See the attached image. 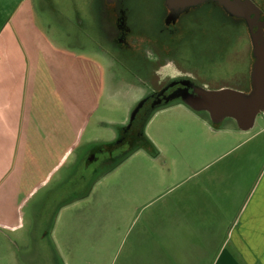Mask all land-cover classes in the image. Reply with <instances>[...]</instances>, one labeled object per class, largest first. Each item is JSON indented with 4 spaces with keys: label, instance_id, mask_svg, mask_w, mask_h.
I'll return each instance as SVG.
<instances>
[{
    "label": "rangeland",
    "instance_id": "374dc122",
    "mask_svg": "<svg viewBox=\"0 0 264 264\" xmlns=\"http://www.w3.org/2000/svg\"><path fill=\"white\" fill-rule=\"evenodd\" d=\"M100 1L0 0V21H6L3 28L8 27L0 43L5 48L4 52L0 48L2 74L9 75L10 71L12 73L28 59L32 61L33 70L27 76H33L31 79L34 81L40 79L42 86L51 88L52 92L58 87L62 88L55 80L59 70L63 74L71 70L74 75L65 86L76 81V69L80 79H87L84 73L90 72L88 63L77 60L82 56L88 58L86 54L98 57L108 66V74L105 78L103 71L101 81L100 74L92 70V80L90 78V82H87L89 89L84 92L86 95L89 91L91 95L81 97L88 102L95 95L96 107L91 116L83 120L79 130L80 141L63 152L64 158L50 153L52 147L44 146L42 150H37L35 141L30 147L26 137L17 143V149L11 147V158L6 156L9 145L2 143L6 140V132L13 127L10 125L13 114L6 110L3 116L6 122L0 123V221L7 220L12 224L14 221H24L25 227L6 229L0 225V264H166L146 259L153 258L146 256L152 248H147L143 242L146 222L161 201H166V194L150 201L164 194L168 187L186 179L189 171H184L183 167L194 168L202 158L213 157L210 153L201 155L203 150L214 144L210 146L211 138L199 139L207 128L197 116L181 105L164 109L146 127V133L160 150V155L155 157L144 149L137 150L114 170L99 178L95 183V192L66 208L68 201H77L80 195L88 192L92 178H95L93 172L98 168L95 161H86L90 148L94 143L115 138V126L124 122L125 101L130 92L118 81L122 75H126L122 65L111 67L110 53L102 47L105 44H100L102 41L99 40L96 26V10L101 5ZM211 10L203 27H195L193 36L196 40L193 43L185 40L182 55L179 54L176 60L197 83L206 88L232 87L249 91L254 59L246 24L238 25L237 31L219 5ZM15 12L12 21L10 17ZM11 44L14 45L13 51ZM8 57L20 61L17 68L12 64L13 60L9 67L3 61ZM114 57L112 55V60ZM25 70L23 65L19 75L23 77ZM101 84L114 88L115 99H106L103 91L100 94ZM64 90H59L61 100L51 104L55 106L51 117L38 113L28 115L30 134L37 135V125L43 122L44 125L50 124L51 121L55 125L57 119L63 120L59 123L69 128L80 124L81 118L73 120L75 116L70 115L72 105L70 100L63 98ZM41 94L42 91L35 99L34 107L46 106ZM22 100L18 99L17 105L22 106ZM65 112L68 114L62 116ZM202 116L206 117L205 114ZM226 121L234 122L232 118ZM263 127L264 114H260L252 131ZM54 129L57 133L63 131L61 127ZM48 133L55 134L56 131ZM261 135L264 137V130ZM43 137L45 139L46 134ZM186 140L189 142L185 144ZM223 149L221 147L220 151ZM43 152L45 159L38 166ZM16 153L20 158H15ZM21 158H25V161ZM228 159L230 161L231 158ZM193 182L191 180L178 189H171L176 191L169 197L184 195L183 191ZM58 232L65 237L57 236L61 244L58 250H54L55 236L52 233ZM128 254L129 263L126 258Z\"/></svg>",
    "mask_w": 264,
    "mask_h": 264
},
{
    "label": "crops",
    "instance_id": "0c3cea01",
    "mask_svg": "<svg viewBox=\"0 0 264 264\" xmlns=\"http://www.w3.org/2000/svg\"><path fill=\"white\" fill-rule=\"evenodd\" d=\"M19 6L20 4L18 9ZM99 8L96 10L97 15H100ZM16 12L10 17L12 21L15 19ZM4 24H6V21L3 23L1 20L0 43L1 37L8 31L7 26L3 28ZM13 46L10 45L11 50ZM0 48L2 52L5 51L1 44ZM86 56L88 58L82 56L77 60L88 63L90 72L88 70V73L84 69L86 71L84 75L89 78L80 79L79 72L76 69L74 73L76 81L70 86H65L71 78H74L71 70L64 74L60 70L59 72L56 70L58 73L55 77L58 85L62 86V90L67 87L63 91V98L71 101L70 115L75 116L72 117L73 120H76V117L81 118L80 124H75L69 128L61 125L59 122H63V120L59 119H57L55 125L53 121L45 125L43 122L37 125V135L29 133L28 115L38 113L45 117H51V112L55 107H52L51 104H55L60 99L59 90H62L58 87L50 92L51 88L46 89L45 86H42L40 79L34 81L31 79L33 76H27L28 72L33 70L32 61L26 59L17 68L20 61L15 58L9 59L8 57L3 60L8 63V67L14 64L17 68L12 73L10 71L9 75L2 74L3 66L0 68V113H2L0 123L6 122L3 121L5 120L3 116L6 115L8 110L13 114V123L10 124L13 127H8L6 140L2 143L9 145L6 156L11 158V147L17 149V143L21 142L24 137H26L30 147L35 141L37 150H42L44 146L45 148L52 147L49 152L55 157L59 155L63 157L65 150L73 147V145L75 146L80 141L79 130L83 120L88 119L93 108L96 107L95 95H92L91 101L85 102L83 99L86 95H91L89 91L84 95V92L89 89L87 82H90V78L92 80V70H96L97 74H100V81L103 73L102 66L98 64L97 60L90 54H86ZM11 60L13 61L10 65ZM23 65L26 67V72L22 77L19 73H22ZM99 88L101 94L104 85L101 84ZM41 91L46 106L34 107V101ZM21 98L24 102L22 106L17 105L18 99ZM78 104L80 109L77 108ZM180 105L197 116L207 128L199 139L209 140L211 138L210 146L213 144L214 146L203 150L201 155L204 156L210 153L213 157L207 159V157H210L207 156L205 160L202 158L194 168L183 167L184 171H189L186 174L187 177L185 176L186 179L168 187L164 194L162 193L150 201L151 203L156 198L166 194V201H161L156 207V211L150 214L146 222L143 242L147 248H152H149V254H146V256L153 257L152 259L150 257L146 258L147 261L157 260L166 264H264V137L261 135L264 127L256 131H252V129L241 131L232 124L217 128L183 103L175 106ZM30 110L33 112H30ZM160 111L162 110L158 112ZM19 113H21V117ZM67 114L68 112H65L62 116ZM23 116L24 120L22 121ZM56 127H61L63 131L57 133V130L54 129ZM47 131H56V133L47 134ZM43 134H46L45 139ZM187 142L189 141L186 140L185 144ZM228 143H231L230 146H228ZM221 147L224 148L222 152L220 151ZM212 149H216V151H211ZM229 157L231 158L230 161ZM15 158H20V155L16 153ZM44 159L43 152L38 166L43 163ZM21 160L25 161V158H21ZM217 164H220V166L216 167ZM191 180H194V182L188 189L183 191L184 195L175 194L169 197L171 193L176 191L171 189H178ZM93 192H95V188L91 193ZM85 198L68 201L66 208H70L75 205L73 203H79ZM0 225L6 229L25 227L24 221H14L12 224L10 221L5 220L0 221ZM52 235L55 236L53 238L55 241L53 244L54 250H58L61 244L60 241V243L58 242V238H63L65 235L62 233L60 236L59 232L52 233ZM126 258L129 263V254Z\"/></svg>",
    "mask_w": 264,
    "mask_h": 264
},
{
    "label": "flooded vegetation",
    "instance_id": "af4514ba",
    "mask_svg": "<svg viewBox=\"0 0 264 264\" xmlns=\"http://www.w3.org/2000/svg\"><path fill=\"white\" fill-rule=\"evenodd\" d=\"M256 3L262 8L264 18V0ZM218 5L221 7L217 2L209 1L176 15L167 8L165 0H101L100 15L96 16L99 40L102 41L99 42L105 44L101 45L110 53L111 67L122 65L126 75L118 81L130 92L125 101L124 122L115 126V138L94 143L90 148L86 161H95L98 168L93 172L95 178H92L88 192L76 197L78 200L90 195L99 178L137 150L144 149L149 153L144 137L146 127L159 110L182 103L187 90L205 87L180 66L176 57L182 55L185 40L192 43L196 40L193 36L195 27H203L211 15V8ZM221 10L236 29L238 25L246 24L248 30L244 19L229 15L223 7ZM111 54L115 56L113 60ZM93 58L102 66L106 78L108 66L98 57ZM113 89L104 84L102 93L106 99H115Z\"/></svg>",
    "mask_w": 264,
    "mask_h": 264
},
{
    "label": "water",
    "instance_id": "95a60500",
    "mask_svg": "<svg viewBox=\"0 0 264 264\" xmlns=\"http://www.w3.org/2000/svg\"><path fill=\"white\" fill-rule=\"evenodd\" d=\"M113 0H108L112 2ZM217 2L232 16L246 21L252 41L250 90L242 91L232 87L220 89L198 86L187 90L182 103L193 112L207 119L214 127L232 124L241 131L253 130L257 118L264 113V18L262 8L255 0H165L172 14L178 15L191 7ZM232 118L234 122L226 121Z\"/></svg>",
    "mask_w": 264,
    "mask_h": 264
},
{
    "label": "trees",
    "instance_id": "16d2710c",
    "mask_svg": "<svg viewBox=\"0 0 264 264\" xmlns=\"http://www.w3.org/2000/svg\"><path fill=\"white\" fill-rule=\"evenodd\" d=\"M217 128L218 126L215 125ZM145 137V141H146V147L148 152L153 155V156H158L160 151L159 149L155 146V143L146 135Z\"/></svg>",
    "mask_w": 264,
    "mask_h": 264
}]
</instances>
